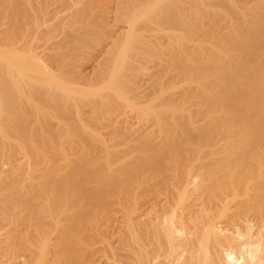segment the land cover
<instances>
[{
	"label": "bare ground",
	"instance_id": "1",
	"mask_svg": "<svg viewBox=\"0 0 264 264\" xmlns=\"http://www.w3.org/2000/svg\"><path fill=\"white\" fill-rule=\"evenodd\" d=\"M157 58L190 81L179 97ZM55 134L88 141L19 161ZM0 264H264V0H0Z\"/></svg>",
	"mask_w": 264,
	"mask_h": 264
},
{
	"label": "rangeland",
	"instance_id": "2",
	"mask_svg": "<svg viewBox=\"0 0 264 264\" xmlns=\"http://www.w3.org/2000/svg\"><path fill=\"white\" fill-rule=\"evenodd\" d=\"M85 1H86V0H85ZM83 4H84V1H83L81 4H79L78 7L82 6ZM103 7H104V8H103ZM80 8H81V7H80ZM105 8H106V4L104 3L103 6H102V8L99 9V11H96V12H98V13H99V12H102ZM102 9H103V10H102ZM96 12L94 13V16L96 15ZM101 14H102V13H101ZM101 14L98 15V17L101 16ZM92 16H93V15H92ZM89 18H90V17H89ZM89 18H88V20H90L92 17H91L90 19H89ZM94 19H95V18H94ZM92 20H93V18H92ZM120 23H121V24H120ZM120 23L118 24V25H120L119 27H122L123 29H125V28L127 27L126 25H124V24H126V22H125L124 24H122L123 22H120ZM212 25L214 26V25H216V24H212ZM212 25H211V26H212ZM125 26H126V27H125ZM211 26H210V28L212 29L213 26H212V27H211ZM214 27H215V26H214ZM216 27H217V25H216ZM182 29H183V30H182ZM182 29H181L182 32L180 31L179 33H182L184 36H185V34H186L187 36H185V37H189V36L191 35V32L193 33V30H191V28H189V29L182 28ZM214 29H216V28H214ZM50 30H51V29H50ZM190 30H191V31H190ZM48 31H49V30H48ZM184 31H185V32H184ZM46 33H49V32H46ZM43 36H44V34H43ZM43 36H41V37H43ZM52 36H53V35H52ZM45 37H46V35H45ZM91 37H92V36H91ZM91 37L89 38V40L91 39V40L93 41L95 38L98 40V38L95 37V36H93V37H95L94 39L91 38ZM183 38H184V37H183ZM43 39H44V37H43ZM45 39H46V38H45ZM69 40H70V39H69ZM92 41H91V42H92ZM95 41H96V40H94L93 42L95 43ZM51 42H52V41H51ZM91 42H90L89 44H94L93 42H92V43H91ZM166 43H170V44H172L171 46H170L169 44H167V45L165 46V47H170V48L175 47L174 45L176 44L175 41H172V42H171V41H167ZM166 43H165V44H166ZM174 43H175V44H174ZM190 43H191V42H189V44H190ZM193 44H195V43H191L190 45L192 46ZM168 45H169V46H168ZM62 50H63V49H61V51H62ZM83 50H84V51L82 52V54H83L84 56H83L81 53H80V55H79L80 57L83 56V57H82L83 59H81V62H82V63H81V62H78V63H79V64H82V66L84 65L83 68H85L86 71H90L91 68H92V65L94 66V65L96 64L95 62L98 61V59H97L98 56L96 57V55H95L94 53H92L91 50H88V48H87V50L90 51L91 53H90V52L88 53V51H87V50L85 51V49H83ZM61 51H59L58 56H61V55H60V52H61ZM65 51H67V50H66V49L63 50V53H64V54L66 53ZM85 52H86V53H85ZM190 52L195 54V53L198 52V50H197L196 52H194L193 50H190L189 52H188V50H187V51L185 52V55H186V56H185V61L187 60L188 63L193 64L194 62H189V59H190V61H191V59H192V57L194 56V54H193V56H192L191 54H189ZM61 54H62V53H61ZM87 54H88V55H87ZM93 54H94V55H93ZM197 54H199V56L203 55V54H201V52H198ZM86 55H87V56H86ZM195 55H196V54H195ZM56 56H57V55H56ZM56 56H55V58H56ZM58 56H57V57H58ZM189 56H191V57L189 58ZM196 56H197V55H196ZM196 56H194V59H196ZM80 57H79V59H80ZM53 58H54V57H53ZM53 58H52V60H50V62H51L50 65H52L51 67L54 69V71H57V70H58V68H57V64H56V61H55V60H54V62H53ZM55 58H54V59H55ZM84 58H85L86 61L84 60ZM186 58H187V59H186ZM197 58H198V56H197ZM79 59H78V60H79ZM95 59H97V60L95 61ZM157 59H158V60H157ZM157 59H156V66H157V67L159 66V67H158L159 71H158V69L156 68V76L158 77V79H157V77H156V84L159 83V82L162 80V82L167 83L166 85L169 84L168 86H169V89L171 90V91L169 90L170 92L168 91V92L166 93V95H168V93H169V95L172 94L173 91L175 90V91H174V92H175L174 94H176V93L178 92V97H179V96H180V92H182V90L185 89L184 87L187 88V86L190 84V83H189L190 81L187 82V81L185 80V78L182 77V75L179 76V74H180V71H179V70L176 71V72H177V73H176L175 70L172 72V69H170V70H171V72H170V70H169L170 67H168V66H171V65H169V64L167 63L166 59L164 60V59L162 58V60H164L165 62H164V61L161 62V59L159 60V58H157ZM194 59H193V60H194ZM167 60H168V57H167ZM193 60H192V61H193ZM227 61H228L227 58H223V59L221 60V62H223V63H227ZM52 63H53V64H52ZM78 63H76V64L79 65ZM83 63H84V64H83ZM94 63H95V64H94ZM157 63H158L159 65H158ZM54 64H56V65H54ZM161 64H162V65H161ZM160 65H161V66H160ZM164 65H166V67H165ZM167 65H168V66H167ZM90 66H91V68H90ZM160 67H162V69H161ZM88 68H89V69H88ZM172 68H173V67H172ZM55 69H57V70H55ZM87 69H88V70H87ZM173 69H174V68H173ZM175 69H176V68H175ZM164 70H165V71H164ZM158 72H160V73H158ZM168 72H170V74H169ZM178 73H179V74H178ZM160 74H161L162 76H161ZM173 74H174V76H173ZM177 74H178V76H177ZM169 75H170V78H169ZM159 77H160V78H159ZM173 77H175V78H173ZM176 77H177V78H176ZM181 77H182V78H181ZM163 78H164V79H163ZM178 78H179V79H178ZM183 78H184V79H183ZM159 79H161V80L158 81ZM171 79H172V80L174 79L173 81L176 80V82H178V84H177L176 82L173 83V81H172ZM182 79H183V80H182ZM79 80H81V79H79ZM170 80H171L172 82H171ZM82 81H83V80H82ZM82 81H80V83H81ZM157 81H158V82H157ZM180 81H181V82H180ZM183 81L186 83L187 86L185 85V83H184ZM209 81H210V80L205 81V82H206L207 84H210ZM84 82H85V81H83V83H84ZM169 82H170V83H169ZM87 83H89V81H88V82L86 81V83H85V84H82L81 87H82V86H86ZM180 83H181V85H180ZM187 83H189V84H187ZM206 83H204V84H206ZM173 84H175V85H173ZM88 85H90V84H88ZM88 85H87V86H88ZM170 85H171L172 88H173V87H174V88L172 89V88L170 87ZM177 85H178V86H177ZM65 86H66V85H65ZM87 86H86L87 89L90 88V86H89V87H87ZM179 86H180V87H179ZM189 86H190V85H189ZM189 86H188V87H189ZM194 86H196V85H194ZM67 87H68V86H67ZM84 88H85V87H84ZM86 88H85V89H86ZM183 88H184V89H183ZM176 96H177V94H176ZM162 105H163V106H161V108H163V109L167 108V106H166L167 104H166V105H165V104H162ZM164 105H165V106H164ZM190 107H191V108H194V109H192V110H196V109H197L195 106H192L191 104H190ZM161 108H159V109H161ZM87 110H88V109H87ZM89 110H90V109H89ZM92 110H93V109H92ZM90 111H91V110H90ZM93 111H95V110H93ZM91 113L93 114V112H91ZM92 114H91V115H92ZM118 114H120V113H118ZM122 114H123V112H122ZM120 115H121V114H120ZM120 115H119V116L117 115V120L120 119L119 122H120V121L123 122V121L126 119V116H125V115H121V116H120ZM51 119H52V123H53V122L55 121V119H54V118H51ZM93 119H94V118H93ZM53 120H54V121H53ZM134 120H135V121H134V122H135L134 127H135L136 129L144 128L143 125L146 126V125H147L146 123L148 122L147 120H145V121H146V122H145L144 120H139V119H137V116L134 118ZM170 120L172 121L173 118H171ZM94 121H95V119H94ZM55 122H56V121H55ZM55 122H54V123H55ZM101 122H103V121H101ZM101 122L98 123V127H99L98 129H100V127H101V125H100ZM139 122H140V123H139ZM94 123H96V122H93V124H94ZM143 123H144V124H143ZM139 124H140V125H139ZM91 125H92V124H91ZM94 125L97 126V123L94 124ZM94 125H93V127H95ZM99 125H100V126H99ZM91 128H92V126H91ZM91 128H90V129H91ZM96 128H97V127H95L94 130H97ZM92 129H93V128H92ZM156 129H157V128H156ZM97 131H99V130H97ZM100 131H101V132H104L105 130L103 131V130L100 129ZM59 134H60V133H59ZM59 134H57V135L55 134V136H51V135H50V136H49V135L46 136V142H45L44 144H42V143L40 144V143H39V144H38V147L33 145L35 148H34L33 146H32L31 148H34V150H33V149L31 150V148H30V150H29V152H28L29 155H27L28 157H27V160H26V161L23 159L24 157H23L22 155H21V156H18L19 158L21 157V158H20L21 160L19 159V161H21L22 163L26 162V163H24L26 168L28 167L29 164H30V165H31V164H34V162H35L34 166H35V165H39V164L41 163V164H40L41 167H42V166H44V167H45V166H46V167H47V166L53 167L54 164H55L54 161H55V162H56V161H59V162H61V161H62V162L65 161V160H63V159H64V158H67L66 156H69V154H72V153H74V152H78L79 150H81V148H83L84 144L86 143L85 141H88V140H86V139H84V138H81V139L78 138L77 140L73 141V143H74L73 145H72V143H71V145H70V144H69V145L67 144V145H65V146H66L65 148H64V147L62 148V147H61V139H60V135H59ZM105 135H106L105 138H106L107 140H110V139H111V137H110L109 134H108V136H107V134H105ZM49 137H50V138H51V137H54L55 139H53V140H55V141H52V139H51V143H49V142H50V138H49ZM79 139H80V140H79ZM134 139H135V137L133 138V142L130 143L131 148H132V147H133V148H134V147H135V148H138L139 145L137 146L138 143H136V142H135L136 140H134ZM84 140H85V141H84ZM52 142H54V143H52ZM83 142H85V143H83ZM112 142H113L114 144H112L111 141H110V143H111L112 145H114V147H115V145H116V147L114 148V151H115V152L113 151V152L115 153L113 158L120 157V160H119L120 162H118L119 164H120L121 162H123V161H126V160L128 159V157H126V155H125L126 153L123 152L124 149L122 148V147H124V145H125L124 139H123V138H120V137H118V138L115 137L114 140H112ZM47 143H48V144H47ZM56 143H58L57 146H56ZM117 143H118L119 145H118ZM120 143H121V144H120ZM154 143H155V142H154ZM154 143H152V144H154ZM79 144H80V146H79ZM86 144H87V143H86ZM46 145H48V146L46 147ZM52 145H53V146H52ZM62 145H63V144H62ZM112 145H111V146H112ZM122 145H123V146H122ZM50 146H51L52 148H53V147H54V148L51 149ZM77 146H78V147H77ZM119 146H120L121 149L118 150L117 148H119ZM136 146H137V147H136ZM60 147H61V148H60ZM69 147H71L72 149L69 148ZM73 147H74V148H73ZM38 148H39V149H38ZM55 148H56V150H55ZM59 148H60V149H59ZM48 149H49V150H48ZM61 149H62V150H61ZM75 149H76V150H75ZM122 149H123V151H122ZM39 150H40V151H39ZM52 150H53V151H52ZM59 150H61L62 153H61ZM31 151H32L33 154H35V152H37V153H36L37 156H35V155H36V154H35L34 156H31L32 158H30V155H33V154H30ZM43 151H44V152H43ZM45 151H47V152H45ZM54 151H55V153H54ZM63 151H64V152H68V153H64ZM73 151H74V152H73ZM59 152H60V153H59ZM105 153H106V152H105ZM120 153L122 154V156H121ZM12 154H13V153H12ZM42 154H43V155H42ZM45 154H46V155H45ZM50 154H51V155H50ZM55 154H56L57 156H56ZM66 154H67V155H66ZM48 155H49V156H48ZM39 156H40V157H39ZM41 156H42V157H41ZM55 156H56V157H55ZM105 156H106V157H105ZM107 156H108V155H106V154H104V153H101V154L99 155V157L95 159L96 161L94 160V162H99L100 164H104L105 162H104L103 159L105 158V161H106V160H107ZM53 157H54V158H53ZM101 157H102V160L100 159ZM121 157H123L124 159H122ZM125 157H126V158H125ZM48 158H49V159H48ZM108 158H109V157H108ZM30 159H31V160H30ZM97 159H98V160H97ZM29 160L31 161V163L28 162ZM32 160H34V161H32ZM36 160H37V161H36ZM42 160H43V161H42ZM46 160H47V161H46ZM91 160H92V159H91ZM101 161H102V162H101ZM37 162H38V163H37ZM49 162H51V163H49ZM16 163H17V162H16ZM36 163H37V164H36ZM52 163H54V164H52ZM56 163H57V162H56ZM17 164H18V163H17ZM27 164H28V165H27ZM46 164H47V165H46ZM26 165H27V166H26ZM23 166H24V165H23ZM32 166H33V165H32ZM18 167L20 168V166H17V169H16L17 172L15 171L16 173H19V172L21 171V169L23 168V167L20 168V171H18V170H19ZM46 167H45V168H46ZM50 167H49V168H50ZM49 168H47V169H49ZM24 169H25V168H24ZM39 183H40V182H39ZM39 183H38V184H39ZM17 195H19V194H17ZM150 195H151V196H150ZM19 196H20V195H19ZM146 198H148V199H146ZM151 198H152V199H151ZM111 199H112L113 201L111 200L110 203H111V202H113V203H111V205H110V208H109L110 210H111V206H112V209H113V205L115 206L116 203H118V202L120 201L119 197L117 198V195H116V194H115L113 197H111ZM36 201H37V202H35L36 204H39V205L42 204V203H41L42 201H41V202H40L39 200H36ZM141 202H142L141 204H143V205H142L143 208H142V207L140 208L141 211H144L145 213H147L146 210H149V211H150L151 208L155 205V206L152 208L151 212H152V211H153L154 213L156 212V210H154L155 207H156V192H150V193L145 194V195L141 198ZM110 203H108V205H109ZM147 203H148V204H147ZM150 203H151V204H150ZM150 205H151L152 207H151ZM148 208H150V209H148ZM143 209H144V210H143ZM145 209H146V210H145ZM118 212H119V213H118ZM151 212H148L147 214H150ZM153 212H152V213H153ZM111 213H113L114 216L117 215L118 217L116 216V217H117V219H116V217L113 218V215H111V217H110L111 219H107V220H109V224H112V226L110 225L109 227H121V224H122V223H124L123 226L125 225L126 220H125L124 218H122V217H124V216H123L124 212L116 211V212H111ZM115 213H116V215H115ZM152 213H151L150 215H146L144 218H145V219H149V217H151V215H153ZM69 214H70V213H69ZM124 215H125V214H124ZM47 217H48V216H47ZM153 217H156V213L154 214ZM119 218H120V219H119ZM47 219H49L48 221H49V223H50L51 218L48 217ZM47 219H46V222H48ZM115 220H117V221H115ZM123 220H124V221H123ZM111 221H112V222H111ZM113 221H115V223H114ZM121 222H122V223H121ZM54 223H56V224H54ZM118 223H119V224L121 223V224L119 225ZM52 224H54L52 227H54V226H56V227H64V225H63L64 222L61 223V224H57V221H55V222L53 221ZM114 224H115V225H114ZM113 225H114V226H113ZM123 226H122V227H123ZM26 227H36V226H35V225H28V226H26Z\"/></svg>",
	"mask_w": 264,
	"mask_h": 264
}]
</instances>
